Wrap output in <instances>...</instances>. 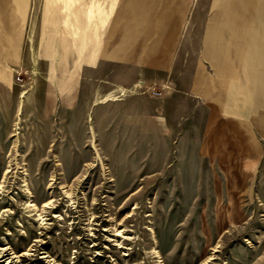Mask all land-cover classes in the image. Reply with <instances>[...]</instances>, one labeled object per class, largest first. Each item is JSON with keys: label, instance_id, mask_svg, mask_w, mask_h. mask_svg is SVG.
Masks as SVG:
<instances>
[{"label": "rangeland", "instance_id": "rangeland-1", "mask_svg": "<svg viewBox=\"0 0 264 264\" xmlns=\"http://www.w3.org/2000/svg\"><path fill=\"white\" fill-rule=\"evenodd\" d=\"M45 69L14 72L22 105L0 118V264H264V94L194 103L167 76L111 95L145 96L132 120L117 104L62 110L79 72Z\"/></svg>", "mask_w": 264, "mask_h": 264}, {"label": "crops", "instance_id": "crops-1", "mask_svg": "<svg viewBox=\"0 0 264 264\" xmlns=\"http://www.w3.org/2000/svg\"><path fill=\"white\" fill-rule=\"evenodd\" d=\"M27 64L79 72L76 97L59 85L62 110L110 103L132 120L145 116V96L111 95L167 76L194 103L213 102L211 88H223L221 98L243 86L263 96L264 0H0V118L20 111L14 72ZM52 97L46 90L45 116Z\"/></svg>", "mask_w": 264, "mask_h": 264}, {"label": "built area", "instance_id": "built-area-1", "mask_svg": "<svg viewBox=\"0 0 264 264\" xmlns=\"http://www.w3.org/2000/svg\"><path fill=\"white\" fill-rule=\"evenodd\" d=\"M16 81H17L18 84H22L24 80H23V78L20 77V75H18L16 77Z\"/></svg>", "mask_w": 264, "mask_h": 264}]
</instances>
